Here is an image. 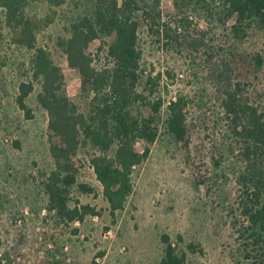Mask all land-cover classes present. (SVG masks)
<instances>
[{
    "label": "trees",
    "instance_id": "16d2710c",
    "mask_svg": "<svg viewBox=\"0 0 264 264\" xmlns=\"http://www.w3.org/2000/svg\"><path fill=\"white\" fill-rule=\"evenodd\" d=\"M34 1L0 0V29L9 26L13 41L32 51V78L40 85L37 102L49 115L55 165L45 181L46 219L71 225L101 214L90 204L73 203L75 190L95 191L82 175L83 150H92L90 168L116 216L134 192L135 169L161 135L177 142L190 136L194 101L184 93L170 101L163 98V73L147 71V32L160 45L183 47L193 61L201 54L207 63L225 125L223 153L216 164L229 178L232 200L227 208L247 260L264 264V0H169L180 15L176 27L164 19L163 0H74L66 31L56 44L68 66L80 74L85 109L70 95L66 74L52 53L38 45V35L55 22L67 0H48L50 10L43 17L27 12ZM221 37L226 43L216 45ZM240 46L246 50L241 52ZM34 81L20 87L18 100L28 114L26 99ZM142 142L143 151L138 148ZM48 237L46 245L57 242ZM163 242L158 264H187V254L168 235ZM4 246L0 239V264H26L23 250L14 255ZM49 250L39 264L64 261Z\"/></svg>",
    "mask_w": 264,
    "mask_h": 264
},
{
    "label": "rangeland",
    "instance_id": "374dc122",
    "mask_svg": "<svg viewBox=\"0 0 264 264\" xmlns=\"http://www.w3.org/2000/svg\"><path fill=\"white\" fill-rule=\"evenodd\" d=\"M74 8L75 1L67 0L55 22L38 35V45L52 53L66 74L70 95L85 109L80 74L68 66L56 44ZM49 10L48 0L34 1L27 8L33 17H43ZM162 10L164 19L176 27L180 15L173 3L163 0ZM191 33H195L194 27ZM143 39L148 73H163V98L170 101L184 93L194 101L190 136L177 142L169 134L161 135L149 157L135 169L134 192L127 208L116 216L90 168L93 152L83 150L82 175L95 191L75 190L73 203L90 204L101 214L59 225L46 219L44 209L48 204L45 181L55 163L49 115L37 102L40 85L32 78V51L13 41L9 26L0 29V239L14 255L23 250L26 264H39L48 249L64 260L61 264H158L165 235L187 254V264H251L243 253L234 215L227 208L232 200L228 197L229 178L216 164L223 153L225 125L207 76L208 65L201 54L193 61L183 47H164L147 32ZM226 41L221 37L214 42ZM240 47L241 52L246 50ZM31 80L35 88L26 99L28 114L18 99L21 84ZM144 147L143 142L138 144L142 151ZM48 236L57 242L46 245Z\"/></svg>",
    "mask_w": 264,
    "mask_h": 264
}]
</instances>
